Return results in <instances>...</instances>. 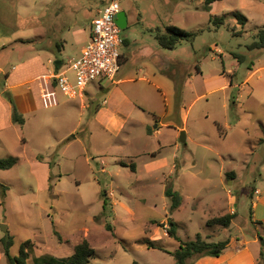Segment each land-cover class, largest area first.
I'll return each mask as SVG.
<instances>
[{
	"label": "rangeland",
	"instance_id": "obj_1",
	"mask_svg": "<svg viewBox=\"0 0 264 264\" xmlns=\"http://www.w3.org/2000/svg\"><path fill=\"white\" fill-rule=\"evenodd\" d=\"M105 1L0 0V48L11 65L42 52L45 67L48 57L66 60L79 29ZM118 2L133 20L120 31L130 41L119 47L126 56L121 70L138 80L105 79L106 91L89 83L74 99L58 91L54 106L40 99L38 77L34 100L15 91L17 105L35 111L26 114V142L13 154L18 163L0 169V225L13 236L10 254L18 256L30 239L29 264H62L87 239L93 264H175L170 252L179 242L166 233L171 219L182 240L197 233L208 241L229 238L226 257L235 246L245 250L233 264H264V50L247 47L264 24V0H216L209 10L204 0ZM217 16H224L219 26L211 20ZM166 25L196 35L166 49L146 29ZM2 97L16 105L13 95ZM155 125L160 132L149 134ZM168 187L182 196L173 211ZM257 196L263 204L253 208ZM231 209L229 227L206 225ZM6 236L0 228V246ZM203 257L190 264H228ZM0 264H8L3 254Z\"/></svg>",
	"mask_w": 264,
	"mask_h": 264
},
{
	"label": "trees",
	"instance_id": "obj_2",
	"mask_svg": "<svg viewBox=\"0 0 264 264\" xmlns=\"http://www.w3.org/2000/svg\"><path fill=\"white\" fill-rule=\"evenodd\" d=\"M216 0H204L205 9L209 10L211 4ZM235 15L238 17L239 22L244 24L246 17L239 12H236ZM212 23L215 26L223 24L224 16L212 17ZM154 37L158 41L159 45L166 49H173L182 41H192L196 35V32L189 31L178 27L176 25H166L163 29H152ZM248 49H263L264 50V24L261 28L258 29L254 35V39L247 45ZM235 58L238 61L243 60V56L240 54H235ZM62 64L61 59H54V69H59ZM12 104V119L15 122L22 124L24 119L22 115L16 110L15 105ZM150 133V130H148ZM19 158L16 156H8L0 158V169H9L15 164H17ZM131 168L135 169V164H130ZM166 196L170 199L169 209L173 211L178 208L182 202V196L179 191L168 187L165 190ZM235 212H226L224 214L213 216L206 221V225L212 227L214 225L221 227H228L231 221L234 219ZM252 211L250 209V216ZM169 224L166 229L168 236L173 237L179 242V246L174 251L170 252L174 258L175 264H190V259L195 256H214L217 257L226 249L229 244V238L221 239L218 241H208L201 236L200 233H197L194 238L182 240L177 235L176 222L174 220L168 219ZM254 223V222H252ZM109 227V226H107ZM147 248H157L160 250L166 251L163 246L154 240H145L144 242ZM3 255L7 258L8 264H29L27 259L29 257L28 247L30 244V239L24 240L19 247V255L12 256L10 254V247L13 244V236L7 235L1 241ZM95 255V249L90 245L87 239H82L79 243L74 246L73 252L67 256L62 264H93L91 258ZM34 264H40L37 262V259L34 260Z\"/></svg>",
	"mask_w": 264,
	"mask_h": 264
},
{
	"label": "crops",
	"instance_id": "obj_3",
	"mask_svg": "<svg viewBox=\"0 0 264 264\" xmlns=\"http://www.w3.org/2000/svg\"><path fill=\"white\" fill-rule=\"evenodd\" d=\"M124 9V8H121ZM125 10V9H124ZM131 13L128 14L127 13V20H128V24L131 22L132 23V19H131ZM93 20V19H92ZM90 21V25L87 28H83V29H79V36H77L78 40H77V45L78 47L76 48V50L74 52H72L70 55L66 56V60H62V65H64L66 63V61L70 58H75L77 56L80 55L82 49L85 47V45L87 44L90 34H91V22ZM127 24V25H128ZM147 31H149L151 34V30L152 27L150 28H146ZM29 41V40H28ZM27 41V42H28ZM130 43L129 39L126 37H123V44L124 45H128ZM2 46H5V44H2ZM60 50V49H58ZM4 49L1 47L0 48V80H3V84L4 87L2 90H0V152H5V154L7 156H15L13 154H18L16 150H18L19 148H21V144L25 143V137H24V126L26 124V114H33L35 111V106H31V107H20L17 105V100L15 99V91L17 92H21L25 94V96H28L31 98V100H34V92L35 90H33V86L32 83L35 82L36 78L41 75L42 73H44L45 70L51 68V66L54 67V59H60L58 57L55 58H47V62L51 63V66L49 67H45L44 66V62H43V52L37 53L35 56L29 57L27 59H25L22 63L18 64V65H11L10 61H9V57L5 54H3ZM121 55H123L124 57H126L124 55V53L120 52V58ZM145 59H152V52L147 55V56H143V60ZM126 60V58L121 62L120 61V67L119 70L116 74V76L114 77L113 80H109L111 82V84H120V83H124L125 81H136L138 79H134L136 78L135 75H125V72H123V70H121V66L123 65V62ZM9 65H11V67H9ZM136 66V65H135ZM137 67V66H136ZM46 68V69H45ZM142 67L139 68V70H141ZM68 75L70 78H72V73L71 71L68 72ZM139 77V76H138ZM140 79H144L145 81H147L150 85H152V79H150L149 77H146V75H141L139 77ZM105 79H101V80H97L92 82L94 85L93 87L96 89H103L104 91L107 90V87H104L101 83L102 81ZM38 89V86H37ZM2 93H7L9 96L14 97V99L16 100V110L22 115L24 122L22 123V126H16L17 124L13 121L12 119V104L9 103L7 100H5L2 97ZM176 93V91H175ZM175 93H174V97H175ZM38 95H39V89H38ZM104 103L106 102V100L103 101ZM175 100L173 101L174 104ZM184 101L182 99V89L180 90V102L178 104H183ZM184 112V111H183ZM157 116V115H156ZM186 116V114L184 113V117ZM153 117H155V114H153ZM169 126L172 127L171 124H159V126ZM158 127L156 128L155 125V129H151V132L149 134H158L160 131V129H158ZM174 128V127H173ZM185 128L184 125H182L180 127V129ZM150 130L149 128H147V131ZM21 135H23V137H21ZM186 136V135H185ZM2 155H0L1 157ZM18 157V156H16ZM2 158V157H1ZM19 158V157H18ZM232 171H229L228 174H232ZM257 202L252 204V207L255 208L257 205H259L260 203L263 204V200L262 197L257 196L256 197ZM230 201L233 202L234 198L233 196H230ZM233 210V209H231ZM230 210V212H231ZM234 220V219H233ZM233 220L231 221V223L233 222ZM230 223V224H231ZM229 227V226H228ZM223 228H227V227H223ZM241 242V241H240ZM2 245V244H1ZM2 247V246H0ZM1 254H3V249H0ZM245 250L239 246H235L234 250L232 252H229V256L226 257V253L225 251L222 252V254H220L217 257L211 256L212 261H220V260H226L228 262V264H233L234 260L236 258H238L240 255H244L243 253ZM225 253V254H224ZM221 256V257H220ZM208 257V256H207ZM210 257V256H209ZM224 257L223 259H220ZM206 257L200 258L203 259ZM210 259V258H209Z\"/></svg>",
	"mask_w": 264,
	"mask_h": 264
},
{
	"label": "built area",
	"instance_id": "obj_4",
	"mask_svg": "<svg viewBox=\"0 0 264 264\" xmlns=\"http://www.w3.org/2000/svg\"><path fill=\"white\" fill-rule=\"evenodd\" d=\"M120 10L118 0L105 1L91 22V34L80 55L68 59L57 70L52 68L38 76L40 99L45 105L58 103V91L74 99L82 96L89 83L114 79L120 67L119 47L123 45L121 28L115 21V15ZM69 71L72 78L68 75ZM254 192L259 193V189Z\"/></svg>",
	"mask_w": 264,
	"mask_h": 264
},
{
	"label": "water",
	"instance_id": "obj_5",
	"mask_svg": "<svg viewBox=\"0 0 264 264\" xmlns=\"http://www.w3.org/2000/svg\"><path fill=\"white\" fill-rule=\"evenodd\" d=\"M115 21H116V23L118 24V26H119L121 29H124V28L127 26V24H128V20H127V12H126V10L121 9L118 13H116V15H115ZM185 140H186L185 132L182 131V132H181V135H180V137H179V141H180L181 143H184ZM0 228H1V230L5 231L6 234L8 235V232H7V230H6V226H5V225L1 224V225H0Z\"/></svg>",
	"mask_w": 264,
	"mask_h": 264
}]
</instances>
